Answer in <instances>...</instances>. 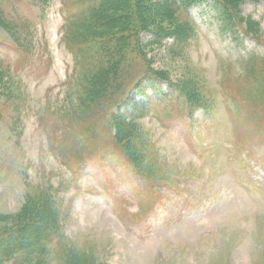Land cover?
Segmentation results:
<instances>
[{"label": "rangeland", "instance_id": "1", "mask_svg": "<svg viewBox=\"0 0 264 264\" xmlns=\"http://www.w3.org/2000/svg\"><path fill=\"white\" fill-rule=\"evenodd\" d=\"M87 1L0 0L17 32L0 27V214L50 199L59 217L48 264H264V97L245 66L264 56V1L233 0L258 44L222 33L204 5L190 10L197 29L183 50L140 34L143 67L206 100L188 120L153 95L166 83L147 85L144 180L101 117L77 107L83 71L63 36ZM146 1L141 19L172 30Z\"/></svg>", "mask_w": 264, "mask_h": 264}, {"label": "trees", "instance_id": "2", "mask_svg": "<svg viewBox=\"0 0 264 264\" xmlns=\"http://www.w3.org/2000/svg\"><path fill=\"white\" fill-rule=\"evenodd\" d=\"M47 1L42 0L45 5ZM143 1L146 0L81 2L87 6L86 13L75 24L70 22L63 36L68 49L77 54L83 71L77 107L82 113L101 117L111 133L113 145L142 180L151 176L143 174L139 168L142 161H151L139 126L148 110V96L144 93L147 85L166 83L167 91L159 89L157 92L155 88L153 95L168 107L174 104L186 113L188 120L196 111L206 108V100L196 89L185 90L173 85L161 73L143 67L146 59L139 45L140 34L149 35L150 46L183 50L197 29L190 10L204 5L214 12L220 31L239 44L245 37L253 38L257 44L260 41L255 33L256 23L242 16L233 0H157L159 16L174 24L169 32L150 29L152 22L148 17L141 19L142 12L136 5L143 6V12H148L147 1L144 5ZM0 27L16 32L4 10H0ZM139 65L143 72L137 70ZM245 66L247 78L256 84L258 99L264 97V56L252 52ZM1 76L0 73V82L5 77ZM138 96L144 103L136 101ZM58 217L50 199L31 207L26 202L17 213L0 214V264L12 260L20 261V264H48L47 247L57 234Z\"/></svg>", "mask_w": 264, "mask_h": 264}]
</instances>
